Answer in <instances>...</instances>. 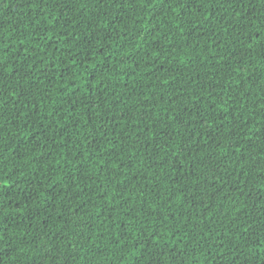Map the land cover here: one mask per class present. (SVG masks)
Listing matches in <instances>:
<instances>
[{"label":"trees","instance_id":"16d2710c","mask_svg":"<svg viewBox=\"0 0 264 264\" xmlns=\"http://www.w3.org/2000/svg\"><path fill=\"white\" fill-rule=\"evenodd\" d=\"M0 264H264V0H0Z\"/></svg>","mask_w":264,"mask_h":264}]
</instances>
